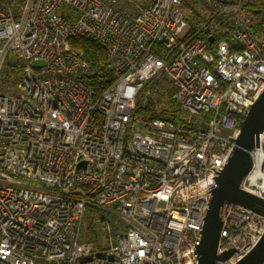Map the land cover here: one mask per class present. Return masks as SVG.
<instances>
[{"label": "built area", "instance_id": "2783aa9c", "mask_svg": "<svg viewBox=\"0 0 264 264\" xmlns=\"http://www.w3.org/2000/svg\"><path fill=\"white\" fill-rule=\"evenodd\" d=\"M71 38L104 48L106 90ZM259 78L264 0H0V264H197ZM249 155L239 188L264 200V130ZM87 211L101 238L82 243ZM221 220L216 253H237L216 264H236L264 216Z\"/></svg>", "mask_w": 264, "mask_h": 264}, {"label": "water", "instance_id": "95a60500", "mask_svg": "<svg viewBox=\"0 0 264 264\" xmlns=\"http://www.w3.org/2000/svg\"><path fill=\"white\" fill-rule=\"evenodd\" d=\"M212 43L213 40L211 39ZM260 82L264 80L259 78ZM231 112L230 106L227 114ZM234 113V112H233ZM237 114V113H236ZM240 115V114H239ZM264 130V90L251 106L248 115L241 124V133L219 177L212 178L215 188L205 212L195 249L197 264H216L227 261L236 249L230 246L221 255H217V245L222 228L221 216H226L230 204H236L264 216V200L240 190L243 178L252 167L249 155L254 148H259V134ZM196 257V258H197ZM236 264H264V234L255 247Z\"/></svg>", "mask_w": 264, "mask_h": 264}, {"label": "trees", "instance_id": "16d2710c", "mask_svg": "<svg viewBox=\"0 0 264 264\" xmlns=\"http://www.w3.org/2000/svg\"><path fill=\"white\" fill-rule=\"evenodd\" d=\"M73 50L80 54L82 59L96 72L97 76L93 77L89 84L99 94L106 90L114 81V76L110 69L107 53L97 42L82 38H71L69 41ZM102 75V78L99 76ZM147 110V116L163 118L164 114L155 115Z\"/></svg>", "mask_w": 264, "mask_h": 264}, {"label": "rangeland", "instance_id": "374dc122", "mask_svg": "<svg viewBox=\"0 0 264 264\" xmlns=\"http://www.w3.org/2000/svg\"><path fill=\"white\" fill-rule=\"evenodd\" d=\"M11 69L9 71L5 72V75L9 76V81H11L12 83L13 80H18L21 75V70L19 69V67L17 66L16 60L12 57L9 58L8 60ZM94 221L92 219V216L90 214L89 211H87L85 213L84 216V221H83V225H82V233H81V242L82 243H89V242H93L95 239H100L101 235L99 234V230L96 231L95 234H93L94 231Z\"/></svg>", "mask_w": 264, "mask_h": 264}]
</instances>
